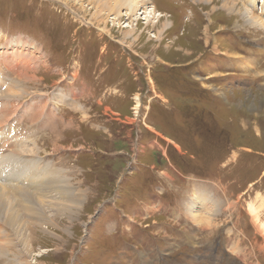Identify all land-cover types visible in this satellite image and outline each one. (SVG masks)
Returning <instances> with one entry per match:
<instances>
[{
    "label": "rangeland",
    "instance_id": "rangeland-1",
    "mask_svg": "<svg viewBox=\"0 0 264 264\" xmlns=\"http://www.w3.org/2000/svg\"><path fill=\"white\" fill-rule=\"evenodd\" d=\"M233 1L0 0V264H264V0Z\"/></svg>",
    "mask_w": 264,
    "mask_h": 264
},
{
    "label": "bare ground",
    "instance_id": "bare-ground-1",
    "mask_svg": "<svg viewBox=\"0 0 264 264\" xmlns=\"http://www.w3.org/2000/svg\"><path fill=\"white\" fill-rule=\"evenodd\" d=\"M114 3H115V7L116 8H118V9H120V8H122V7H125L127 10H129L131 13L133 12V14L134 15H136L137 14V12L138 11H140L141 9H144V11L141 13V14H144V16H145V19L147 20V19H150L151 20V18H154V19H156L157 21H158V18L160 19V18H162L161 16H160V14L159 15H156L157 13H156V10H155V8L153 9V7L154 6H152V5H150V6H148V5H146L147 4V2H146V0H112ZM212 1V0H211ZM221 1V0H220ZM223 2H224V4H226V6L225 7H227V8H230V9H233V7H234V5H235V2L233 1V0H223ZM146 5V6H145ZM231 6V7H229V6ZM222 6V5H221ZM74 7V6H73ZM102 9V8H101ZM81 11V10H80ZM124 11V10H123ZM129 16H130V14H129ZM118 18V17H117ZM91 21V20H90ZM89 21V22H90ZM92 24H94V23H92ZM166 24H167V22H163V23H161V26L162 27H165L166 26ZM257 25V24H256ZM259 26H261V27H263L264 28V24L263 23H260L259 24ZM161 29V28H160ZM163 30V29H162ZM25 71V70H24ZM25 75V74H24ZM31 77V76H30ZM29 77V78H30ZM28 80V79H27ZM30 80H31V78H30ZM33 82V81H32ZM9 96H11V95H9ZM13 106V105H12ZM4 107H5V105H4ZM6 109H8L7 107H6ZM5 109V110H6ZM6 114V113H5ZM6 116V115H5ZM5 118V117H4ZM31 171V170H30ZM60 180V179H59ZM62 187V186H61ZM62 190H64V189H62ZM61 190V191H62ZM60 191V192H61ZM64 194V193H63ZM73 203V202H72ZM78 204V203H77ZM208 207V206H207ZM213 213L212 211H210V210H208V214H210V213ZM207 213V212H206ZM206 220H208V218H206V217H204ZM199 219V218H198Z\"/></svg>",
    "mask_w": 264,
    "mask_h": 264
}]
</instances>
